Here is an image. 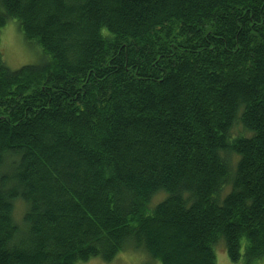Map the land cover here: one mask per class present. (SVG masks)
Instances as JSON below:
<instances>
[{"label": "trees", "instance_id": "obj_1", "mask_svg": "<svg viewBox=\"0 0 264 264\" xmlns=\"http://www.w3.org/2000/svg\"><path fill=\"white\" fill-rule=\"evenodd\" d=\"M10 20L46 60L0 52V264H264V0H0Z\"/></svg>", "mask_w": 264, "mask_h": 264}, {"label": "rangeland", "instance_id": "obj_2", "mask_svg": "<svg viewBox=\"0 0 264 264\" xmlns=\"http://www.w3.org/2000/svg\"><path fill=\"white\" fill-rule=\"evenodd\" d=\"M0 52L6 65L10 69H18L24 65H41L46 58L40 47L27 43L22 33L19 31L15 20H10L0 29ZM164 197V193L156 194L148 204L147 212L159 203ZM23 209L21 202L15 203V215L20 216ZM216 264H233L231 263L222 245L215 248ZM80 264H159L151 260L144 252L135 250H126L120 252L112 261L103 262L99 259H90Z\"/></svg>", "mask_w": 264, "mask_h": 264}]
</instances>
